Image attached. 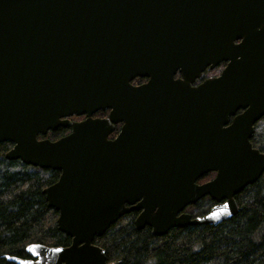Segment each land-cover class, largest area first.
<instances>
[{
  "label": "water",
  "instance_id": "obj_1",
  "mask_svg": "<svg viewBox=\"0 0 264 264\" xmlns=\"http://www.w3.org/2000/svg\"><path fill=\"white\" fill-rule=\"evenodd\" d=\"M263 116L264 0H0V144H13L8 160L60 171L43 193L71 237L8 260L121 264L93 241L132 210L158 236L231 219L264 174L251 142ZM59 127L70 132L38 138ZM206 196V214L185 212Z\"/></svg>",
  "mask_w": 264,
  "mask_h": 264
},
{
  "label": "trees",
  "instance_id": "obj_2",
  "mask_svg": "<svg viewBox=\"0 0 264 264\" xmlns=\"http://www.w3.org/2000/svg\"><path fill=\"white\" fill-rule=\"evenodd\" d=\"M68 132L59 127L39 138L57 140ZM251 141L264 153V117L256 123ZM12 145L0 144V264H16L8 257L28 258L26 247L31 243L71 244V237L57 226L58 211L48 206L43 193L59 179L60 171L6 159ZM235 199L241 211L218 225L175 227L158 236L148 226L137 229L135 214H126L93 242L104 249L109 262L121 264H264V174ZM213 204L203 199L189 212L203 215Z\"/></svg>",
  "mask_w": 264,
  "mask_h": 264
},
{
  "label": "flooded vegetation",
  "instance_id": "obj_3",
  "mask_svg": "<svg viewBox=\"0 0 264 264\" xmlns=\"http://www.w3.org/2000/svg\"><path fill=\"white\" fill-rule=\"evenodd\" d=\"M226 65V63L224 62V63H221L219 66H221L222 68L224 67ZM211 71H213V69H206L204 72H203V74H202V76L198 79V80H196L194 83H193V85H197V84H199L200 82H202L204 79H206V78H210V77H213V76H216V75H218L220 72H218L217 74H212L211 73ZM176 77L178 78V77H180V74H178V75H176ZM147 79H144V81H142V82H145ZM142 82H139V83H134V84H140V83H142ZM243 110H239V111H237L236 112V114H238V113H240V112H242ZM108 114H109V110H106V111H101V113H100V111L99 112H95L93 115H92V117H94V118H106V117H108ZM72 120H82V119H84L85 118V116H80V117H77V116H72V117H70ZM232 118L233 117H231V121H232ZM122 125H123V123L122 122H119L118 124H116L115 125V131L112 133V134H110V136H109V138H111V139H114V138H116L117 136H118V134L120 133V131H121V127H122ZM256 126V125H255ZM69 132H70V129H69ZM210 173H213L214 174V176H212L211 178H209V179H207V180H203V178L207 175V174H210ZM206 175H203V177L201 178V179H199L198 180V182L197 183H199V184H201V183H204V182H207V181H210V180H212L214 177H215V175H216V172H208ZM207 198H210L209 196H206V197H204V198H202V199H200L198 202H200L201 200H203V199H207ZM211 199V198H210ZM197 202V203H198ZM213 202H214V204L216 203L214 200H213ZM197 203H195V204H193V205H190V206H188L187 208H190V207H192V206H196V204ZM142 210L140 209V210H132L130 213H128V214H135V219L137 218V216L140 214V212H141ZM186 211H187V209H186ZM149 227V226H148ZM151 228V227H150ZM152 229V228H151Z\"/></svg>",
  "mask_w": 264,
  "mask_h": 264
},
{
  "label": "rangeland",
  "instance_id": "obj_4",
  "mask_svg": "<svg viewBox=\"0 0 264 264\" xmlns=\"http://www.w3.org/2000/svg\"><path fill=\"white\" fill-rule=\"evenodd\" d=\"M191 207L190 208H187V211H190Z\"/></svg>",
  "mask_w": 264,
  "mask_h": 264
}]
</instances>
